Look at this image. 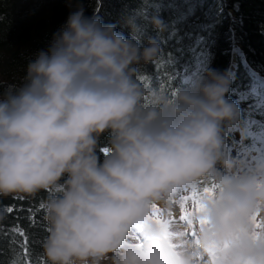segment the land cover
Wrapping results in <instances>:
<instances>
[{"label":"clouds","instance_id":"obj_1","mask_svg":"<svg viewBox=\"0 0 264 264\" xmlns=\"http://www.w3.org/2000/svg\"><path fill=\"white\" fill-rule=\"evenodd\" d=\"M67 3L66 22L28 59L22 82H0V198L53 193L43 204L48 264H212L213 246L215 264H264V240L248 237L251 218L264 219V164L241 171L224 151L241 121L231 75L209 68L174 95L153 90L146 103L137 75L159 61L168 31L147 15L151 0L122 16L127 37L86 15L83 0ZM202 181L217 185L205 201L209 224L193 238L177 222L165 240L148 220L153 206L167 219Z\"/></svg>","mask_w":264,"mask_h":264},{"label":"trees","instance_id":"obj_2","mask_svg":"<svg viewBox=\"0 0 264 264\" xmlns=\"http://www.w3.org/2000/svg\"><path fill=\"white\" fill-rule=\"evenodd\" d=\"M83 3L86 15L92 16L95 11L105 23L116 24L117 30L126 37L129 30L123 27L121 18L141 7L140 0H83ZM229 9L237 18L235 39L242 46L246 62L264 75V0H151L147 15H158L168 31L163 37L159 61L140 69L137 75L138 83L146 92V103L150 102L153 90L171 96L178 86H187L185 81L202 71L209 68L227 71L231 57V33L226 32ZM71 10L67 0H0V82L3 87L22 82L28 59L48 48ZM147 33L156 35L150 26ZM261 94H264V86L256 83L240 63L229 92V100L241 113L238 129L244 132L264 129V106L258 99ZM235 141L234 134L228 133L224 151L228 148L231 152ZM103 145L102 140L101 160L107 155ZM241 164L240 170H246ZM52 195V192H41L34 198H0V209L6 214L0 221V264L14 261L24 264L25 259L28 264H48L42 251L47 225L40 204ZM9 207L13 209L11 213L7 211ZM17 225L29 240L27 257L22 248L23 238L12 232Z\"/></svg>","mask_w":264,"mask_h":264},{"label":"snow or ice","instance_id":"obj_3","mask_svg":"<svg viewBox=\"0 0 264 264\" xmlns=\"http://www.w3.org/2000/svg\"><path fill=\"white\" fill-rule=\"evenodd\" d=\"M174 94L175 93H173V95ZM203 184L204 182L202 181L200 185ZM216 190H217V185L214 182H211L210 184L204 185L202 187L194 186L192 191L190 192L185 190V194H182L179 197V200L175 202L178 205L179 213H180L178 218L175 217L172 213H169L168 218L166 219L164 211L159 206L154 205L152 208V214L148 218V220L161 227L163 238L169 242L172 238V234L170 233L169 228L172 224H175L177 222L186 224L189 228H191V232L187 234L195 238L197 224L199 227H204L208 225L210 222L207 215L205 214L206 211L205 201L213 198ZM20 199H22V197ZM40 208L41 209L44 208L43 203L40 204ZM7 211L11 213L13 209L9 207ZM193 217L198 218L196 224L193 223V219H192ZM251 224L253 227V231L250 234H248L249 239L253 240L254 242H260L264 240V219L260 218L259 212H257L251 218ZM12 232L18 234L19 237L23 238L22 248H23L24 256L27 257L29 254V250H28L29 240L26 235V232L18 225L13 227ZM146 238L147 237L145 236L144 225L142 224L137 225L133 236V239L138 241L136 246L138 248L142 247L143 240ZM169 247L175 248L177 246L169 243ZM225 247H227V245H225ZM213 249L214 250L212 255V264H215L216 253L218 249H216L215 246H213ZM13 264H17V262L14 261ZM24 264H28L27 259L24 260Z\"/></svg>","mask_w":264,"mask_h":264},{"label":"rangeland","instance_id":"obj_4","mask_svg":"<svg viewBox=\"0 0 264 264\" xmlns=\"http://www.w3.org/2000/svg\"><path fill=\"white\" fill-rule=\"evenodd\" d=\"M235 52H236L235 56L237 60L238 56L240 55L238 53L239 49L235 50ZM263 105H264V102H263ZM236 140H237L236 147L234 148L232 155L237 161H239L240 163H243L247 168L248 167L252 168L257 164H260V162L264 161V130H262L260 133H253V132L247 131V133L243 135L240 132H238L236 133ZM247 143H249V145L246 147ZM241 147L244 149H242ZM244 155H246V157H244ZM247 170L248 169L244 171H247ZM204 185H207V184L204 183L203 185H200V186L202 187ZM176 209H177L176 212L172 214L178 218L180 213H179V208L177 204H176ZM135 241L138 242L137 240Z\"/></svg>","mask_w":264,"mask_h":264},{"label":"bare ground","instance_id":"obj_5","mask_svg":"<svg viewBox=\"0 0 264 264\" xmlns=\"http://www.w3.org/2000/svg\"><path fill=\"white\" fill-rule=\"evenodd\" d=\"M227 18H228V22H229V25H228V28H227V31L228 33H232V34H235L237 35V28H236V23H237V18H236V15L234 13L233 10H227ZM210 17L214 18L216 17V15L212 16L209 14Z\"/></svg>","mask_w":264,"mask_h":264}]
</instances>
